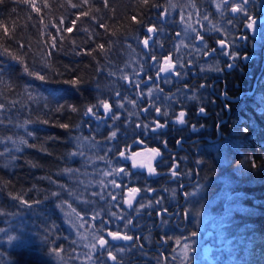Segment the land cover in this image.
I'll use <instances>...</instances> for the list:
<instances>
[{
	"label": "trees",
	"instance_id": "trees-1",
	"mask_svg": "<svg viewBox=\"0 0 264 264\" xmlns=\"http://www.w3.org/2000/svg\"><path fill=\"white\" fill-rule=\"evenodd\" d=\"M184 2L199 4L179 0V6ZM172 3L0 0V264L58 260L52 241L66 230L61 213L72 206L73 175L84 163L78 146L87 140L109 148L106 138L87 132L92 117L85 113L98 111L104 93L120 90L126 70L134 67L138 38ZM263 77L254 105L240 108L235 135L201 159L202 178L212 179L220 194L216 227L223 264H264ZM27 87L47 98L33 105ZM24 240L27 246L16 245Z\"/></svg>",
	"mask_w": 264,
	"mask_h": 264
},
{
	"label": "flooded vegetation",
	"instance_id": "flooded-vegetation-1",
	"mask_svg": "<svg viewBox=\"0 0 264 264\" xmlns=\"http://www.w3.org/2000/svg\"><path fill=\"white\" fill-rule=\"evenodd\" d=\"M196 1L197 7L180 4L190 6L187 17H179L184 11L174 0L158 16L155 31L144 30L134 54L137 64L126 70L124 85L114 99L105 100L107 110L89 118L85 127L92 137L116 133L108 143L114 148L98 144L96 154L97 161L107 156L100 172H116L88 201L92 210L98 208L86 215L94 220L89 232H58L51 240L59 254L54 264H223L216 214L201 222L206 196L196 164L206 156L208 143L237 124L240 106L251 102H241L240 93L264 76V0ZM253 20L254 28H248ZM166 62L173 67L158 73ZM180 111L186 113L184 123L176 122ZM157 124L166 126L154 130Z\"/></svg>",
	"mask_w": 264,
	"mask_h": 264
},
{
	"label": "rangeland",
	"instance_id": "rangeland-1",
	"mask_svg": "<svg viewBox=\"0 0 264 264\" xmlns=\"http://www.w3.org/2000/svg\"><path fill=\"white\" fill-rule=\"evenodd\" d=\"M218 2V0H217ZM190 5H188V3L184 4L181 6V9H183L184 13L181 12V15L179 17H187L185 16L186 11L188 12ZM193 9V8H192ZM190 19L192 17H189ZM259 83V81H258ZM258 83L256 82L254 85V88L259 89ZM26 94L28 95L30 101L32 102L33 105L37 106L39 103L44 102V100L47 98V96L45 95V93L40 90V89H36L34 87H27L26 89ZM257 94V93H256ZM111 98H107L110 97ZM115 98V95L111 94H103V98L101 99L100 105H99V109L98 111H102L104 112V108L102 106L103 102L106 101H110L112 99ZM98 111L90 113L88 116L93 117L95 115H97ZM89 120V118H88ZM89 124V121L87 122L86 126ZM87 130V128H86ZM100 136H94V139H98ZM109 137H112V134L109 135ZM106 142L105 144L102 145V147H104L105 149H108L106 146ZM98 144L95 143H90L87 142V140L85 142H81L78 146V149L80 151V154L78 155L79 157L82 155V162H84L80 168V172H76L73 176L75 177V181H76V185L73 186L71 188V191L75 194L74 197L71 198V204H73L74 202L77 204H82L85 205L87 204V208H88V204H90V202H88L91 198L92 195H96V192L99 193L102 191V187L101 184L103 182H106L107 177L109 175H114L116 171L112 170H107L105 172H100L98 168V165L101 163L103 166L108 164L106 161L107 159L103 158L100 161H97V159L95 158L96 154L98 153ZM84 153V155L82 154ZM85 156V157H84ZM85 158V159H84ZM81 160V159H80ZM208 185V184H207ZM81 186H87L88 189H85L84 187ZM89 188H92V190H89ZM100 189V191H97V189ZM209 193L207 200L204 201V204H202V208H201V219H202V223H204L207 219L208 220H212L213 216H214V212H220L221 210L218 209V207H220L219 201H217L216 199L213 198V194H211V192H209L208 190L204 191V194ZM207 195V194H206ZM221 203V202H220ZM214 207V208H213ZM72 214V218H67L64 219V222L66 221V232H84V228H88V227H84L83 226V220H81V216H75L73 213ZM207 220V221H208ZM202 225V224H201ZM219 225V224H218ZM203 228V226H202ZM21 232H30V231H26L25 229ZM8 237V241L10 244L13 243V236L10 234H7ZM12 238V239H10ZM26 240L24 241H18L17 244L19 245H23V246H27L28 243H26Z\"/></svg>",
	"mask_w": 264,
	"mask_h": 264
},
{
	"label": "bare ground",
	"instance_id": "bare-ground-1",
	"mask_svg": "<svg viewBox=\"0 0 264 264\" xmlns=\"http://www.w3.org/2000/svg\"><path fill=\"white\" fill-rule=\"evenodd\" d=\"M206 1V0H205ZM253 1V0H252ZM258 2V1H257ZM209 3H211V2H207L206 1V5H209ZM261 3V2H260ZM203 4V3H202ZM217 5V4H216ZM221 5V4H220ZM223 5V4H222ZM257 5H259V4H257ZM263 5H264V3H263ZM218 6V5H217ZM216 6V7H217ZM168 8V7H167ZM215 8V7H214ZM218 8V7H217ZM258 8V7H257ZM213 9V8H212ZM218 9H220V8H218ZM217 9V10H218ZM159 11V15H158V13H157V16H159L160 17V14L164 11H162V10H158ZM215 11V10H214ZM219 11V10H218ZM221 11V10H220ZM253 11H255V9L253 10ZM161 12V13H160ZM211 12V11H210ZM259 13V12H258ZM262 13V12H261ZM215 14V13H214ZM258 16V15H257ZM168 17V16H167ZM207 17V16H206ZM214 17V16H213ZM212 18V17H211ZM169 19V18H168ZM167 19V20H168ZM203 19V18H202ZM205 19H208V18H205ZM219 19H221V18H219ZM205 22H206V20H204ZM209 21V20H208ZM158 23H159V21H158ZM169 23V22H168ZM204 23V22H203ZM210 23H212V22H210ZM155 24V23H154ZM215 24V23H214ZM219 24V23H218ZM221 24V23H220ZM222 25H223V23H222ZM208 26V25H207ZM161 27V26H160ZM209 27V26H208ZM207 27V28H208ZM213 28H215V27H217L216 25L215 26H212ZM220 27V26H219ZM212 28V30H214ZM162 29H164L165 30V27L164 28H162ZM210 29V28H209ZM148 32V31H147ZM160 32H161V30H160ZM164 32V31H163ZM163 32H161V33H163ZM168 32V31H167ZM144 33V32H143ZM161 33H159V34H161ZM165 33V32H164ZM171 33V32H170ZM167 35H169V34H167ZM161 36H162V34H161ZM160 37V36H159ZM163 37H164V35H163ZM168 37V36H167ZM170 37V36H169ZM161 38V37H160ZM159 38V40L161 41V39ZM164 39V38H163ZM165 40V39H164ZM166 41V40H165ZM163 42V41H162ZM153 43V42H152ZM157 43V42H156ZM159 43V42H158ZM160 44V43H159ZM165 44V43H164ZM159 46V45H158ZM158 46H156V47H158ZM171 46V45H170ZM169 48H173L172 46L171 47H169ZM127 59H128V57H126ZM126 59V60H127ZM134 59V62L137 64V57H135V58H133ZM129 61V60H128ZM132 62V61H131ZM124 63V62H123ZM201 63V62H200ZM132 64V63H131ZM127 65H129V66H132V65H130V63L128 62V64ZM137 66V65H136ZM201 66H202V64H201ZM205 66V65H204ZM133 67V66H132ZM135 75V74H134ZM129 79H130V77H129ZM228 81V80H227ZM152 82V81H151ZM148 83V82H147ZM258 83V82H257ZM122 85H124L123 83H121ZM153 85V84H152ZM228 85V84H227ZM232 86V85H231ZM146 88V87H145ZM144 88V89H145ZM149 88V87H148ZM249 88V87H248ZM120 89V88H119ZM118 89V90H119ZM148 90V89H147ZM118 92V91H117ZM256 92H257V89L256 88H254V87H252V88H249L248 89V91L247 92H241L240 93V97H242V99H241V102L244 100V99H249V98H252V100H253V102L251 101V102H249V104L251 105V106H253L254 105V98H255V96H257V94H256ZM151 93V91H149V94ZM154 93V92H153ZM153 93H151V95L150 96H153ZM115 94H118V93H115ZM114 94V95H115ZM256 94V95H255ZM258 98V97H257ZM248 101V100H247ZM245 103V102H244ZM243 103V104H244ZM224 105V104H223ZM245 106V105H244ZM247 106V105H246ZM221 107V106H220ZM223 107V106H222ZM226 107V106H225ZM257 107V106H256ZM260 107H262L261 105H260ZM240 108H241V106H240ZM248 108H251V107H249L248 106ZM251 109H253V108H251ZM223 110V109H222ZM255 113V112H254ZM226 115V114H225ZM239 116H240V114H239ZM233 118V117H232ZM239 118V117H238ZM238 120H240V118L238 119ZM238 123V122H237ZM210 126V125H209ZM213 127V126H212ZM230 127V129H229V132H228V135L227 136H225V137H220V140L218 141V142H216V143H214V144H210V143H208V145L206 146V152H207V154H206V156L208 155V154H213L214 153V151L216 152V150L219 148V146L221 145V142L222 141H224L225 139H227L230 135L232 136H234L235 134H234V131H233V129H232V126L230 125L229 126ZM211 128V127H210ZM221 129V128H220ZM235 129H236V127H235ZM244 129V128H243ZM211 130V129H210ZM225 130V129H224ZM214 131V130H213ZM231 131H233V132H231ZM254 131V130H253ZM99 132V131H98ZM101 132V131H100ZM102 134H103V132H102ZM236 135H237V133H236ZM232 136V137H233ZM238 136H240V135H238ZM101 138H106V140H108V141H110L111 142V138L107 135V134H105V136L103 135V136H100ZM228 141H230L229 139H228ZM109 143V142H108ZM220 144V145H219ZM238 144V143H237ZM102 146V145H101ZM114 147H112V148H108V149H113ZM106 152V151H105ZM102 157L103 158H105V159H107V156L105 155V154H102ZM205 157V156H204ZM195 158V157H194ZM198 158V157H197ZM112 162V161H111ZM194 167V166H193ZM203 170H204V165L202 166L201 165V159H198V165L196 164V175H197V179H198V175H199V178L201 177V175H202V172H203ZM192 172V171H191ZM217 174V173H216ZM191 175V174H190ZM192 176V175H191ZM213 178V177H212ZM192 179V178H191ZM202 179V184L204 185V187H203V192L205 191V190H208L209 192H211V194L212 193H214L213 194V198L214 199H216L217 201H219L220 202V197H218V195H220V194H218L217 195V193H219V192H217V187H216V185H215V183L214 182H212V179H203V178H201ZM208 184V185H207ZM232 186V185H231ZM234 187H235V185H234ZM97 191H100V189L98 188L97 189ZM201 191V190H200ZM128 194V193H127ZM207 194V195H206ZM206 194H204L205 196H206V199H204V201L205 200H207V198H209L208 196V194L209 193H206ZM136 196V195H135ZM222 196V195H221ZM203 201V200H202ZM203 201V202H204ZM201 202V201H200ZM91 204V203H90ZM90 204H88V208H87V204H86V207H85V205H82V204H77V203H73L72 204V206L71 207H65V209H63L62 210V215H63V220L64 219H67V218H72L71 216H72V214L71 213H73L75 216L77 215V216H81V220H83L84 222H83V226L84 227H88V224L90 223V222H94V220L93 219H87V217H86V215L87 214H91V213H93V212H95V209H98V208H95L94 210H92V207H91V205ZM203 204V203H202ZM234 205V204H233ZM96 207V206H95ZM230 207V206H229ZM228 208V207H227ZM232 208V207H231ZM231 208H229L230 210H231ZM101 209V208H100ZM218 209L219 210H222V207L220 206V207H218ZM97 213V212H96ZM216 213H218V212H214V214H216ZM94 214V213H93ZM99 215V214H98ZM89 216V215H88ZM97 216V215H96ZM95 216V217H96ZM99 217H100V215H99ZM101 217H103V215L101 216ZM208 220V219H207ZM216 222V221H215ZM64 223V228L66 227V221L65 222H63ZM99 223V222H98ZM100 228V227H99ZM94 229V228H93ZM84 230V232H89V230H88V228H84L83 229ZM66 231V230H65ZM64 231V232H65ZM63 255V254H62ZM64 256V255H63ZM30 261V260H29ZM34 261V260H33ZM29 263V262H28ZM31 263V262H30Z\"/></svg>",
	"mask_w": 264,
	"mask_h": 264
},
{
	"label": "snow or ice",
	"instance_id": "snow-or-ice-1",
	"mask_svg": "<svg viewBox=\"0 0 264 264\" xmlns=\"http://www.w3.org/2000/svg\"><path fill=\"white\" fill-rule=\"evenodd\" d=\"M33 7H35V6L33 5ZM72 7H77V5L73 4ZM242 10H243V9H239V10L236 9V8H233V9H232L233 12L242 11ZM132 19L135 20L136 17H133ZM254 25H255V21L253 20V21H251V22L248 23L247 27H248V28H254ZM69 30H70V29H69ZM147 31H148L149 33H153V32L155 31V29H154L153 27H148ZM149 39H150V38H146V39L143 40V44H144L146 47L149 46ZM221 46H222V47L224 46L223 41H221ZM100 48L103 49V45H100ZM13 58H14V59H19L18 57H13ZM233 58H235L234 55H233ZM172 67H173V65H172L171 63L166 62L164 67H161V68L158 69V73H164V72H167V71H168L169 69H171ZM25 71L28 72V68H27V67H25ZM29 74H30V75H36V78H38V79H40V80H44V79H45V77H44L43 75H38V74H35V73H29ZM69 82L72 83V84H77V83H79L78 80H73V81H69ZM102 106H103V108H104L105 110H107V109L109 108V104L106 103V102H103ZM72 111H76V109L73 108ZM92 111H93L92 108H88L85 114H86V115H87V114H90V113H92ZM156 111H157V113H161V110H160L159 108H157ZM201 111H203V109H201ZM161 114H162L163 116H165V117L168 116V113H167V112H163V113H161ZM185 116H186V113H185L184 111H180V112H179V116H178L176 122H177V123H184V122H185ZM165 126H166V124H157V128L154 129V130H159L160 128L165 127ZM61 127H65V128H67L68 126H67V125H61ZM115 135H116V133L113 132V133H112V137H110V138H114ZM121 156H123V153H121ZM65 171H70V170H67V169H66ZM120 171L123 172L124 170H123V169H120ZM173 175H176V173L173 172ZM131 191H132V192H136V191H138V189H131ZM127 203L129 204L130 207L132 206V200H131V199H129V200L127 201ZM110 235H112L114 239H120V238H121V237H119L117 234L110 233ZM10 239H12V238H10ZM123 239H125V240H130V239H132V237L124 236ZM105 243H106V242H105L103 239L100 240V244H101V245H105ZM110 255H111V254H110ZM111 258H112L113 260H115V257H114V256L111 257Z\"/></svg>",
	"mask_w": 264,
	"mask_h": 264
},
{
	"label": "water",
	"instance_id": "water-1",
	"mask_svg": "<svg viewBox=\"0 0 264 264\" xmlns=\"http://www.w3.org/2000/svg\"><path fill=\"white\" fill-rule=\"evenodd\" d=\"M116 240H118V239H116Z\"/></svg>",
	"mask_w": 264,
	"mask_h": 264
}]
</instances>
